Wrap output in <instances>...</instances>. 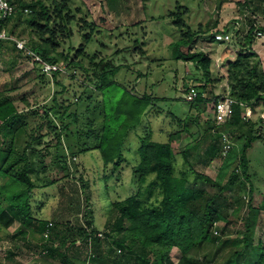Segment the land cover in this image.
I'll list each match as a JSON object with an SVG mask.
<instances>
[{
  "label": "trees",
  "instance_id": "obj_1",
  "mask_svg": "<svg viewBox=\"0 0 264 264\" xmlns=\"http://www.w3.org/2000/svg\"><path fill=\"white\" fill-rule=\"evenodd\" d=\"M127 1L138 10L137 0L117 1L114 10L131 15L125 10L130 8ZM10 2L16 13L0 21V28H7L16 15L21 19L29 9L25 21L31 37L27 46L44 61H63L66 68L52 75L54 91L42 105L34 106L23 96L19 100L25 108L21 110L11 95L17 85L0 92V233L19 224L14 239L21 238L39 250L44 263L264 264V240L258 236L264 184L256 188L253 183L256 176L264 178V169L253 168L250 158L256 144L264 142V70L256 54L244 49L228 64L227 80L236 104L231 118L217 124L219 96L213 85L221 80L214 78L211 54L196 45L202 35L214 41L215 33L229 29L221 30L215 22L212 27L200 25L194 30L185 19L192 6L171 13L180 36L169 46L170 60L193 63L201 70V77L189 78L185 84L186 93L195 88L198 95L194 101L187 100L190 109L185 116L173 115L176 129L168 141H155L151 127L143 128L133 166L132 185L137 190L121 199L109 182L119 180L123 165L131 162V136L150 115L151 104L159 100L146 90L138 93L130 88L145 76L142 64L136 68L135 64L114 65L113 58L100 57L98 50L87 52L94 44L97 26L88 21L83 0ZM263 4L264 0H245L241 8L250 12L254 23L264 15ZM80 22L85 30L89 28L82 36L83 44L75 50L70 43L67 50L59 52L67 41L72 42L73 26ZM248 29L247 44L251 45L256 34L254 28ZM257 30L264 34V28ZM0 51L22 56L10 41L0 40ZM118 75L120 82L115 79ZM247 108L252 112L249 118H245ZM226 132L234 141L244 142L237 153L233 149L224 159L227 162L233 157L231 171L223 179H213L196 167L204 153L211 159L221 156L222 134ZM183 135L194 142L176 152L174 142ZM83 154L98 164L92 185L72 162V157ZM67 178L79 179L82 189L90 190L88 200L91 190L99 193L107 213L104 233L95 229L92 220L87 226L52 222L49 227L51 222L38 215L41 202L36 203V191ZM246 185L247 204L244 198L229 195L237 186ZM228 210L230 215L225 213ZM233 220L243 229L232 234L229 226ZM221 223H225L222 229ZM173 249L179 252L177 262L171 256ZM8 258L16 262L14 254Z\"/></svg>",
  "mask_w": 264,
  "mask_h": 264
},
{
  "label": "rangeland",
  "instance_id": "obj_2",
  "mask_svg": "<svg viewBox=\"0 0 264 264\" xmlns=\"http://www.w3.org/2000/svg\"><path fill=\"white\" fill-rule=\"evenodd\" d=\"M83 1L89 13L88 21L97 26L94 44L87 47V52L98 50L100 57L113 58L114 65L130 64L133 66L135 64L136 66L133 68H136L140 67L141 63L145 76L142 77L140 84L134 82L130 88L138 93L146 90L149 94L159 98L157 102L154 101L151 104L153 109L138 128L137 133L131 136L130 152L128 153L131 162L123 165L119 180L115 178L109 182L111 186L116 187L117 195L121 199H125L137 190V187L132 185L133 166L137 164L136 148H138L139 135L141 136L143 128L151 127L155 141H168L170 134L174 133L176 129L172 125L173 115L185 116L190 109V103L187 101L186 81L189 78L201 77V70L195 64L177 63L170 60L172 53L169 46L177 41L180 36L178 28L173 23V17L170 16L171 13L178 10L182 11L181 6L186 5L190 9L192 6L193 8L185 16V19L194 30H198L200 25L212 27L215 22H218L221 30L228 28L232 33L233 41L228 44L216 43L211 36L207 38V36L202 35L196 45L199 50L209 52L212 56L214 78L221 80L213 85V92L219 97L230 95L227 80L228 64L234 62L242 50L246 49L256 54L264 70V57L260 55L264 52V41L260 40L262 37L258 38L256 35L252 44H247L248 28H254L255 34L257 29L264 28V15H259L260 17L254 23L250 22V12L241 8L245 0H199L200 2L198 0H137L139 11H134L133 3L127 1L125 3H129L130 8L125 7V10H128L131 15L119 14L118 11L117 13L114 10L116 9V2L120 0ZM19 9L23 11L22 8ZM24 14L26 15L21 19L16 15L13 21L8 24L7 30L8 32L13 30V33L10 32L13 36L28 43L31 37L26 29L25 20L28 13L25 12ZM255 24L256 26H254ZM246 25L248 27L244 29L245 32L241 31ZM73 27L72 42L67 41L65 46L59 48V52L63 49L67 50L70 43L75 50H78L79 46L83 44L82 36L84 32L89 31V28L85 30L82 22ZM213 31L215 30L213 29ZM136 41H139L138 47H136ZM124 48L128 50L126 53L121 52ZM140 50H144L145 54H141ZM73 56H75V52ZM61 63L66 68V64L63 61ZM84 64L90 65L88 60H84ZM119 76L115 79L120 82ZM51 77L44 76L42 70L24 53L21 57L16 58L14 54L5 53L4 55L0 51V92L3 89L11 88L12 85H17L18 89L11 95L15 97L21 110L25 108L19 100L23 96L28 98L34 106L42 105L44 101L49 99L54 91V83ZM64 82L68 84V79H64ZM230 136L235 143L233 149L237 153L244 141H234L233 135L230 134ZM193 142L185 135L179 137L174 142L176 152L184 150L187 145L192 146ZM231 158L233 159V157ZM250 158L253 168L264 169V142L256 144L250 153ZM224 159L221 156L211 159L209 155L204 153L203 159L198 163L196 169L213 179H223L233 166L232 159L227 162ZM205 161H208L207 164ZM72 162L78 164L79 175L92 185L97 178L96 169L98 168L94 158L83 154L76 159L72 157ZM253 183L258 188L264 184V178L259 179L256 176L253 178ZM91 191L90 200H88L90 190L82 189L79 179H62L54 187L36 191V198H38L36 203L41 202L38 215L54 224L68 222L74 225L87 226L92 220L95 229L104 233L107 219L106 209L100 202L99 193ZM248 193L249 185H246L237 186L236 192H231L229 195L232 197L240 196V198H244L247 204L250 198ZM117 195H113V197L116 198ZM231 212V210L225 211L226 215H230ZM18 226L19 224H15L6 232L0 233L2 236L0 237V264H54L52 262L44 263V257L39 254V250L29 246L28 242L21 238L14 239L13 235ZM220 226L219 228L222 229L225 223H221ZM229 228L232 234L243 229L236 220H233ZM259 228L261 231L258 236L264 240V213L261 215ZM91 229L92 227L89 230ZM10 254H14L16 262L8 258ZM178 255L177 249H173L171 256L174 262L178 261Z\"/></svg>",
  "mask_w": 264,
  "mask_h": 264
},
{
  "label": "built area",
  "instance_id": "obj_3",
  "mask_svg": "<svg viewBox=\"0 0 264 264\" xmlns=\"http://www.w3.org/2000/svg\"><path fill=\"white\" fill-rule=\"evenodd\" d=\"M26 13H30L29 9H25ZM16 13L15 7L11 4L10 0H0V21H6L7 19L13 17ZM260 16L255 18L258 19ZM264 17V16H263ZM256 26V24L254 25ZM256 35L258 38L263 39L264 34L262 32L256 31ZM233 35L230 31H221L214 34V39L216 43H230L233 41ZM0 40L14 42L17 49L24 53L28 58H30L36 66H38L43 74L47 76H52L55 72L62 71L65 68L62 63H50L44 61L37 53L29 49L26 43L23 40L18 39L13 36L12 33L8 32L7 28H0ZM198 92L195 88H192L187 93V100L194 101L197 98ZM236 104V100L231 97V95L220 96L216 103L215 108V118L217 124H222L231 118L233 113V106ZM252 112L250 108H247L245 113V118L251 117ZM264 118V114L262 115ZM234 142L231 136L227 133L222 134L221 140V157L226 158L233 150ZM53 223L49 224L51 227ZM101 235V234H100Z\"/></svg>",
  "mask_w": 264,
  "mask_h": 264
},
{
  "label": "crops",
  "instance_id": "obj_4",
  "mask_svg": "<svg viewBox=\"0 0 264 264\" xmlns=\"http://www.w3.org/2000/svg\"><path fill=\"white\" fill-rule=\"evenodd\" d=\"M248 27V26H247ZM221 29V28H220ZM224 29V28H223ZM243 30V32H245L244 31V29H246V27L244 26V28H242ZM260 40H262V41H264V39H260ZM262 41H259L260 43L262 42ZM215 42V41H214ZM260 55H262V57H264V52L263 53H261ZM215 56V55H214ZM214 56H213V58H214Z\"/></svg>",
  "mask_w": 264,
  "mask_h": 264
}]
</instances>
